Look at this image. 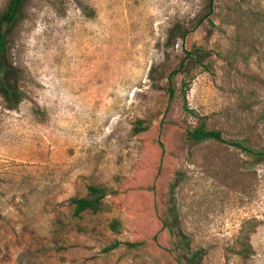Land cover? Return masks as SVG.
I'll return each instance as SVG.
<instances>
[{
    "label": "rangeland",
    "instance_id": "rangeland-1",
    "mask_svg": "<svg viewBox=\"0 0 264 264\" xmlns=\"http://www.w3.org/2000/svg\"><path fill=\"white\" fill-rule=\"evenodd\" d=\"M208 4L25 0L5 26L20 95L13 108L0 93V264H183L196 251L197 264H264V160L184 137L205 122L264 149V0H214L207 17ZM90 184L108 189L107 209L75 216L70 198Z\"/></svg>",
    "mask_w": 264,
    "mask_h": 264
},
{
    "label": "trees",
    "instance_id": "trees-1",
    "mask_svg": "<svg viewBox=\"0 0 264 264\" xmlns=\"http://www.w3.org/2000/svg\"><path fill=\"white\" fill-rule=\"evenodd\" d=\"M25 0H10L6 10L0 16V93L8 98L11 101V107H16L18 105V101L15 100L17 94L20 95V92L17 93L13 84L12 78L14 75L13 66L7 63L4 60V55L7 48V36H6V25H10L15 23L21 15V10L24 5ZM213 4L214 0H209V10L207 12V17H209L213 13ZM202 21V20H201ZM191 30H184L180 25H175L171 32L173 35L184 39ZM193 52H189L187 59L189 60V64L193 61L201 60L196 56L192 55ZM202 63V62H201ZM186 59H184L179 69H175L172 72V77L177 75L181 70L186 67ZM189 82H183L182 84V95L185 101V107L190 112H194L193 109H190L187 106L186 102V87H188ZM170 96L174 97L176 95L175 88L170 85L169 86ZM144 121H140L137 131H143L148 128L147 125L143 124ZM185 140L189 143L191 142H204L207 140H217L229 145L236 147L242 152L256 158L264 160V149H257L251 146L247 140L245 139H227L223 131L217 128H210L206 125L205 122H199L195 126H189L185 129L184 134ZM108 195V189L99 184H90L88 185V191L85 196H76L70 198V203L74 206V215L82 216L86 212L98 213L105 211L107 209L106 197ZM121 226L120 220L116 219L112 222L111 227L115 230H118ZM257 224H253L250 221L244 222L243 226L240 229L239 237L237 244L239 245L238 253L247 258L252 252V247L249 244L251 233L255 231ZM184 243V240H182ZM115 246H111L113 248ZM201 251L194 252L190 258H188L183 264H197L199 257L201 256Z\"/></svg>",
    "mask_w": 264,
    "mask_h": 264
}]
</instances>
